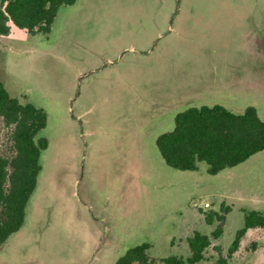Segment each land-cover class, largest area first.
<instances>
[{
    "label": "rangeland",
    "instance_id": "rangeland-1",
    "mask_svg": "<svg viewBox=\"0 0 264 264\" xmlns=\"http://www.w3.org/2000/svg\"><path fill=\"white\" fill-rule=\"evenodd\" d=\"M240 69L257 74H229ZM0 82L46 111L48 141L0 264H114L142 242L158 264L186 257L194 230L211 241L199 264H215L243 210L264 211V149L209 174L204 161L168 166L155 144L189 106H254L264 119V0H75L46 34L10 24ZM0 154H11L1 119ZM222 203L214 238L203 212ZM227 262L264 264V228L247 229Z\"/></svg>",
    "mask_w": 264,
    "mask_h": 264
},
{
    "label": "trees",
    "instance_id": "trees-1",
    "mask_svg": "<svg viewBox=\"0 0 264 264\" xmlns=\"http://www.w3.org/2000/svg\"><path fill=\"white\" fill-rule=\"evenodd\" d=\"M75 0H0V35L10 31V24L26 32L48 33L60 6ZM0 119L10 128L11 154H0V246L18 231L24 221L25 206L30 198L37 175L41 170L40 153L48 146L38 132L46 126L47 113L31 102H20L11 96L0 82ZM156 147L164 162L178 170H196L197 162L207 164V172L216 174L226 167L235 166L252 154L264 149V119L254 106H247L240 113L223 105L189 106L174 116L172 129L157 135ZM229 206L220 205V211L203 212L207 224L216 222L211 236L221 235L225 214ZM264 228V211L243 210V224L223 256L221 248L215 264H228L241 238L249 228ZM186 257L169 255L158 258V264H199L204 251L211 244L210 236L194 230L186 238ZM142 242L126 249L114 264H155Z\"/></svg>",
    "mask_w": 264,
    "mask_h": 264
},
{
    "label": "crops",
    "instance_id": "crops-1",
    "mask_svg": "<svg viewBox=\"0 0 264 264\" xmlns=\"http://www.w3.org/2000/svg\"><path fill=\"white\" fill-rule=\"evenodd\" d=\"M229 74H232V75L233 74H238V75H256L257 73H250V69L249 70H247V69H240L238 71H231V73H229ZM202 105H206V104H202Z\"/></svg>",
    "mask_w": 264,
    "mask_h": 264
},
{
    "label": "built area",
    "instance_id": "built-area-1",
    "mask_svg": "<svg viewBox=\"0 0 264 264\" xmlns=\"http://www.w3.org/2000/svg\"><path fill=\"white\" fill-rule=\"evenodd\" d=\"M204 206H208V203H204Z\"/></svg>",
    "mask_w": 264,
    "mask_h": 264
}]
</instances>
